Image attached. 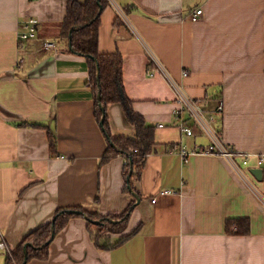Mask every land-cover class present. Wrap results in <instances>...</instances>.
Masks as SVG:
<instances>
[{"label": "crops", "instance_id": "1", "mask_svg": "<svg viewBox=\"0 0 264 264\" xmlns=\"http://www.w3.org/2000/svg\"><path fill=\"white\" fill-rule=\"evenodd\" d=\"M67 7L0 0V240L14 255L59 210L117 218L134 203L123 231L105 233L131 235L113 249L99 248L87 217L74 216L51 237L48 258L27 264H264V0H109L99 51L121 54L124 94L155 128L132 178L137 194L124 155H107L88 60L64 36ZM30 19L36 36L21 41ZM106 115L112 137L136 136L120 103ZM216 142L249 163L203 152Z\"/></svg>", "mask_w": 264, "mask_h": 264}, {"label": "trees", "instance_id": "2", "mask_svg": "<svg viewBox=\"0 0 264 264\" xmlns=\"http://www.w3.org/2000/svg\"><path fill=\"white\" fill-rule=\"evenodd\" d=\"M107 5H109V0H86L84 3L68 0L63 30L65 37L71 35V51L74 54L84 56L88 60L90 67L89 85L96 97L97 118L102 122V130L110 146L107 155L108 153L124 155L127 161L125 166L127 187L133 194H137L138 192L132 185V178L136 172L141 170L147 155L153 150L155 128L148 125L144 118L134 111L131 101L124 94L123 58L121 54H102L99 51L100 16ZM112 103L122 105L127 121L135 127L136 136L134 138H114L110 134L106 109ZM107 155L106 158H108ZM133 205L135 204L133 203ZM133 205L117 218L114 216L100 217L84 211L81 214H73L66 210H59L56 213L54 223L55 234L67 224L71 217L83 215L89 221V228L97 246L105 250L113 249L131 235L121 237L115 242L110 235H105V233H120L123 231ZM75 210L82 211L81 209ZM52 227L53 224L49 223L31 232L20 244L13 258H6V264H23L26 245H29L27 263L31 259L46 260L49 256V245L52 241Z\"/></svg>", "mask_w": 264, "mask_h": 264}, {"label": "built area", "instance_id": "3", "mask_svg": "<svg viewBox=\"0 0 264 264\" xmlns=\"http://www.w3.org/2000/svg\"><path fill=\"white\" fill-rule=\"evenodd\" d=\"M203 15V10L202 9H197L192 13V20L193 21H199L201 19ZM36 24L37 21L34 19H30L28 22H26L23 25V28L25 29L24 32H22L19 36V40L21 41H26L29 40L31 38H34L36 36ZM44 47L47 49H54L56 48V46L53 43H49L46 42L44 43ZM163 73V72H162ZM166 78L169 79L168 74H166V72L163 73ZM151 75H154V73H151ZM185 76L188 75V72L184 73ZM173 87L175 88L176 92H177V97H178V102L181 103L182 105H184L185 107L189 108L191 110V112L193 113V117H197V111L194 107V104L192 102H190L182 93V89L181 86L179 84L174 85ZM220 108H222V106H220ZM162 126V125H161ZM182 130L187 134V135H193V131L191 128L182 127ZM203 152L207 153V154H214V155H220L223 156L225 158H228L229 160H231L234 164V158L236 157H242L243 158V163L244 165H247L249 163L250 154H245V153H241V152H237L235 151L233 148L230 147H226L221 143H213L212 145L208 146L206 149L203 150ZM181 155L183 157V159L185 161H188L189 159V151L187 149H182L181 150ZM263 163V158H260L259 164ZM235 165V164H234ZM169 191H163L160 194L164 195V194H168ZM157 201L156 198L152 199V202L155 203ZM0 254H5L7 256H9L10 258H13V253L10 250L8 244L6 243L5 239L2 238L0 240Z\"/></svg>", "mask_w": 264, "mask_h": 264}, {"label": "water", "instance_id": "4", "mask_svg": "<svg viewBox=\"0 0 264 264\" xmlns=\"http://www.w3.org/2000/svg\"><path fill=\"white\" fill-rule=\"evenodd\" d=\"M71 38V37H70ZM98 72H99V69H98ZM104 110V109H103ZM252 173L257 177V178H261L262 174H263V170L262 169H254L252 171ZM69 213H79L77 211H73V210H70ZM55 235V228H54V223H53V229H52V238L54 237ZM51 238V240H52ZM28 246L27 245L25 248H24V262L23 264H26L27 261H28ZM31 246V244H30Z\"/></svg>", "mask_w": 264, "mask_h": 264}, {"label": "rangeland", "instance_id": "5", "mask_svg": "<svg viewBox=\"0 0 264 264\" xmlns=\"http://www.w3.org/2000/svg\"><path fill=\"white\" fill-rule=\"evenodd\" d=\"M1 256H2V255H1ZM3 257H5V255H4Z\"/></svg>", "mask_w": 264, "mask_h": 264}]
</instances>
